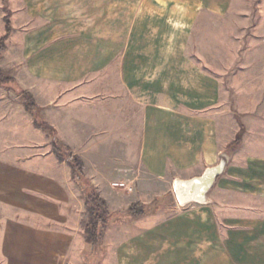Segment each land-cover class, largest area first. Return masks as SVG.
Masks as SVG:
<instances>
[{"label": "crops", "instance_id": "crops-1", "mask_svg": "<svg viewBox=\"0 0 264 264\" xmlns=\"http://www.w3.org/2000/svg\"><path fill=\"white\" fill-rule=\"evenodd\" d=\"M5 5L11 30L1 61L17 68L19 87L83 160L114 213L102 241L87 243L84 200L68 164L52 152L20 96L0 86V264H84L98 246L100 264H264V120L251 121L253 132L240 120L246 130L206 203L179 205L171 189L174 178L215 164L239 132L231 135L227 89L188 53L199 18L226 14L233 0ZM259 10L264 19V0ZM4 14L0 0V37ZM232 75L234 81L240 74ZM261 84L264 78L241 89L235 84L237 95ZM237 102L245 115L259 110L255 102L247 110ZM133 134L139 144L132 159L116 140ZM5 135L13 146L4 148ZM104 139L117 147L106 148ZM115 181L134 188L135 197L123 201ZM162 195L168 210L139 216L123 210Z\"/></svg>", "mask_w": 264, "mask_h": 264}, {"label": "rangeland", "instance_id": "rangeland-1", "mask_svg": "<svg viewBox=\"0 0 264 264\" xmlns=\"http://www.w3.org/2000/svg\"><path fill=\"white\" fill-rule=\"evenodd\" d=\"M5 4L6 0H4V13L9 17V11ZM260 5L261 0H233L231 10L226 14L216 15L213 13H204L193 28L189 40L188 53L193 55L192 57H194L201 65L207 67V69L214 74H217L221 80L222 87L227 89L228 101L231 106H225V110L229 114L230 123L233 124L232 126H229L231 135L234 133V130H241L239 129L240 120L246 119L248 121L246 124L250 131H252V120H264V107H260V104H258V99H260L259 101H261V103H264V98H262L264 96L263 84L258 87L255 86V90L253 91L244 92L241 90L238 93L240 96L237 95V90L239 88L241 89L243 84L247 83L249 80L264 78V19H262L263 17L260 14ZM0 64L5 66L1 67L4 74L11 76L18 84L13 76V72L16 71L17 68L14 65H10L9 58L4 59L3 61L0 59ZM237 72L240 75H237V79L232 81L230 79L233 76L232 74ZM235 84H237L239 88H237ZM11 92V98L14 99V94L18 95V93L13 90ZM248 93L251 94V96L247 95ZM30 94L34 98L33 94ZM236 100H238L237 103L241 100L243 104L242 107H246V110L249 108L251 109L253 102H255L254 106H259L256 107L257 110H259L258 112L245 115L235 108ZM2 108L6 113L9 111L8 106ZM33 113L38 119L44 120L39 107L33 109ZM242 130H246V125L245 127H242ZM46 137L45 142H50L49 145L52 150L51 143L53 138L52 136ZM3 141L4 148L13 146L15 142L14 139L7 135H5ZM114 141L115 140L104 139L102 144L107 143L106 148L110 146L116 148L117 146L114 147ZM118 142L122 143V145L125 144L126 156L133 159L136 155L139 144V138L136 134H133L131 139L125 140V143L124 140L121 139L116 140L117 144ZM114 187L120 188L124 193L123 201H128L135 197V190L132 187L126 185ZM152 188L153 187H151L150 190ZM167 199L169 200L167 195H162L159 196V198L151 199L150 203H143L138 200L131 201L129 205L138 203L142 206L143 210L147 212L158 208L165 210L168 205ZM101 257V249L99 246L95 247L93 252L89 253L88 260L85 261L84 264H100Z\"/></svg>", "mask_w": 264, "mask_h": 264}, {"label": "trees", "instance_id": "trees-1", "mask_svg": "<svg viewBox=\"0 0 264 264\" xmlns=\"http://www.w3.org/2000/svg\"><path fill=\"white\" fill-rule=\"evenodd\" d=\"M4 33L0 37V59L1 53L5 48V40L8 37L11 25L8 16L4 15ZM8 83V84H7ZM0 86L13 90L21 97V101L25 109L31 112L33 123L37 128L43 130L47 136H52V152L55 154L59 161H65L71 172L72 178L77 182L78 187L81 189L84 200L85 218L83 223L84 239L91 245H97L102 241L103 234L107 228L111 216L114 213L108 209L106 201L97 192L96 188L91 184L90 180L86 177L84 172L83 160L76 154L70 151V148L55 134V129L46 121L38 119L33 109L37 108L34 98L28 91L19 87L15 80L1 70L0 67ZM242 123L235 139L231 143L238 144L242 133ZM126 212L132 216H139L144 214L142 206L138 203L128 205L125 209Z\"/></svg>", "mask_w": 264, "mask_h": 264}, {"label": "water", "instance_id": "water-1", "mask_svg": "<svg viewBox=\"0 0 264 264\" xmlns=\"http://www.w3.org/2000/svg\"><path fill=\"white\" fill-rule=\"evenodd\" d=\"M237 145L235 143L229 144L220 153L219 160L204 168L200 174L190 178H174L171 189L177 204L206 203L209 200L210 189L217 177L224 172L229 156Z\"/></svg>", "mask_w": 264, "mask_h": 264}, {"label": "built area", "instance_id": "built-area-1", "mask_svg": "<svg viewBox=\"0 0 264 264\" xmlns=\"http://www.w3.org/2000/svg\"><path fill=\"white\" fill-rule=\"evenodd\" d=\"M113 186H124V182H112Z\"/></svg>", "mask_w": 264, "mask_h": 264}]
</instances>
